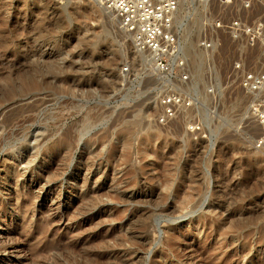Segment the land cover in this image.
I'll return each instance as SVG.
<instances>
[{
  "label": "rangeland",
  "instance_id": "374dc122",
  "mask_svg": "<svg viewBox=\"0 0 264 264\" xmlns=\"http://www.w3.org/2000/svg\"><path fill=\"white\" fill-rule=\"evenodd\" d=\"M178 6L160 74L91 0H0V264H264V0L252 46Z\"/></svg>",
  "mask_w": 264,
  "mask_h": 264
},
{
  "label": "built area",
  "instance_id": "2783aa9c",
  "mask_svg": "<svg viewBox=\"0 0 264 264\" xmlns=\"http://www.w3.org/2000/svg\"><path fill=\"white\" fill-rule=\"evenodd\" d=\"M106 10H109L119 21V29L130 34L133 47L142 53H147L153 60L154 67L160 74H169L172 68L182 69L181 49L175 30L174 15L178 8V0H98ZM208 8L216 4L222 8L220 18L212 23L214 31L230 34L233 38L245 35L249 45H254L263 30L260 24L242 25L239 19L226 20V8L236 3H242L244 8L250 6V0H196ZM252 1V0H251ZM214 35H217L214 33ZM211 39L204 38L200 47L211 48ZM186 80L185 75L181 76ZM243 86L250 91H259L264 87V74H246ZM178 94L169 93L161 99L165 114L169 117L180 105ZM264 109V108H263ZM253 113L262 120L264 111L260 113L253 109ZM264 145V134L255 143V148Z\"/></svg>",
  "mask_w": 264,
  "mask_h": 264
},
{
  "label": "bare ground",
  "instance_id": "6f19581e",
  "mask_svg": "<svg viewBox=\"0 0 264 264\" xmlns=\"http://www.w3.org/2000/svg\"><path fill=\"white\" fill-rule=\"evenodd\" d=\"M92 1V4H93V8L95 9L94 10V12L95 13H99V14H103V15H105V14H107L109 17H111V19L114 21V23L118 26L119 25V21H118V19L117 18H115L114 17V15L109 11V10H106L105 9V7L102 5V4H100L99 3V1L98 0H91ZM179 1V0H178ZM179 7V6H178ZM179 8H181V5H180V7ZM179 10V9H178ZM181 10V9H180ZM177 11V10H176ZM176 13V12H175ZM98 14V15H99ZM175 18H176V16H175ZM174 24H175V22H174ZM118 28H119V26H118ZM118 30V29H117ZM121 30V29H120ZM175 30H176V27H175ZM122 31V30H121ZM122 33L123 34H125V35H129L130 36V34L129 33H126V32H124V31H122ZM134 48V47H133ZM137 51V50H136ZM140 55H144V56H146L147 58H148V60L151 62V64H152V66H153V68H154V70L156 71V69H155V67H154V63H153V60L151 59V57H150V55L149 54H147V53H142V52H139V51H137ZM27 60V59H26ZM195 60V57H194V53L193 54H191V62L192 61H194ZM45 63V62H44ZM192 64H194L193 62H192ZM38 65L37 64H35V67H37ZM46 68H48V67H46ZM41 69V68H40ZM45 69V68H44ZM49 69H50V67H49ZM48 69V70H49ZM48 72H50V73H53L52 71H48ZM47 73V72H46ZM45 73V74H46ZM42 75V74H41ZM36 77H38V76H36ZM40 79V78H39ZM6 117V116H5ZM10 118V117H9ZM6 120V119H5ZM8 120H6L5 122H3V123H6ZM6 126L8 125V123L7 124H5ZM145 126V131H147V136L149 137V136H155L156 134H153V133H151L150 132V126H149V124H147V123H145L144 124ZM5 127V126H4ZM143 127V126H142ZM64 146V145H63Z\"/></svg>",
  "mask_w": 264,
  "mask_h": 264
}]
</instances>
